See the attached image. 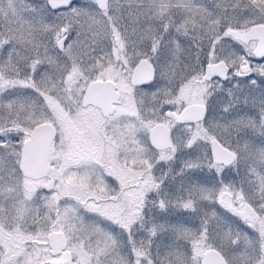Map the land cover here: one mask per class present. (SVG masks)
<instances>
[{
    "label": "rangeland",
    "instance_id": "1",
    "mask_svg": "<svg viewBox=\"0 0 264 264\" xmlns=\"http://www.w3.org/2000/svg\"><path fill=\"white\" fill-rule=\"evenodd\" d=\"M25 1L4 0L5 34L12 35V46L9 44L5 49L1 67L4 80L8 84L19 83L20 88L0 87V130L16 127L20 123L33 128L48 118H53L51 121L56 119L58 123L63 98H67L66 94H79L82 85H86L85 80L77 82L76 78L67 83L66 74L58 78L59 72L75 59L80 60L102 50L108 56L105 60L113 63L119 55L117 48H111L115 45L128 47L127 53L122 50L124 61L133 59L136 63L147 58L155 67V82L146 89V93L159 99H170L184 74L182 81L191 74L202 72L201 67L208 62L206 59L210 58V53V60L229 61L234 56V46L239 44L226 37L227 30L246 31L254 25L264 24V0H113L114 8L109 7L107 16L113 20L114 34L105 25L108 17L104 15L89 16L75 23L70 19L59 21L48 14L39 13L35 18L36 26L42 20L43 33L41 31L35 37L30 34L31 23ZM130 2L129 8H124ZM243 4L246 6L243 7ZM61 29L72 30L68 33L71 39L63 55L53 50L60 40ZM112 35L115 37H110ZM8 42L4 38V48ZM238 62L235 58L229 64L234 66ZM255 98L259 100L258 105L263 107L264 93H258ZM46 101L51 110L44 114ZM150 118L157 122L151 115ZM208 122L207 119L205 124ZM57 125L59 127V123ZM211 125L223 135L232 128L247 125V120L238 112L226 110L220 121L212 119ZM189 134V131H185L179 137L169 156L174 159L190 157L184 151L196 140L189 139ZM125 135L119 133L116 137L122 141ZM203 145L196 143L193 150L197 151ZM258 146L257 143H248L244 145L245 149L241 147L240 152L247 155L248 163H257L264 158V149ZM200 151L197 157L203 161L205 153L203 149ZM147 154L151 156L150 150H147ZM19 156V148L9 145L0 148V228H6L0 230V241L3 242H0V247L3 250L14 239L19 242L24 235L28 236L35 220L32 212L44 209L45 214L40 217L45 225L44 236L39 244H44L45 250L33 256L36 264L44 255L48 258L50 250L44 237L52 230L51 225L64 234L72 254V260L66 264H202L205 253L210 249L219 250L228 264H264L261 260L264 242L252 236L251 229L221 223L218 224L220 227L213 228L209 233L203 228L193 230L197 219L188 211V198L203 195L206 188L205 176L201 173L188 176V162L180 167L177 162L169 163L168 173L172 181L161 189L162 217L154 214V224H149L146 232L134 231L131 235L123 230L116 234L93 221V215L85 216L72 209L67 202H62L63 198L58 199L59 178L55 191L51 193L44 188L47 180L23 177L18 170ZM251 168L248 165L241 167L243 173ZM55 170H59V165ZM13 183L16 184L14 190ZM6 199L21 202V206L4 202ZM56 201L62 202L60 218L52 212ZM22 215L25 217L22 218ZM35 215L40 216V213ZM159 218L160 222L157 223ZM3 258L0 255V264ZM31 261L26 264H32Z\"/></svg>",
    "mask_w": 264,
    "mask_h": 264
},
{
    "label": "flooded vegetation",
    "instance_id": "2",
    "mask_svg": "<svg viewBox=\"0 0 264 264\" xmlns=\"http://www.w3.org/2000/svg\"><path fill=\"white\" fill-rule=\"evenodd\" d=\"M112 1L107 0L106 9H101L96 0H74L68 7L53 9L49 5L50 0H26L27 17L31 23L30 34L36 37L37 33H43L42 20L36 26L35 18L39 13L48 14L47 16L59 21L63 18L70 19L75 23L89 16L104 15L108 17L105 25L107 28L112 27L113 20L107 16L109 7L114 6ZM130 5L131 2L124 8H129ZM3 12L4 0H0V87L5 85L20 88L19 83L8 84L4 80L1 67L5 49L9 44L12 46V35L5 34L7 31ZM229 30L226 31V37L239 44L234 46V56L231 59L236 58L239 62L233 66L229 64L231 59L210 60V53V58L206 59L208 62L201 67L202 72L191 74L182 81L184 74L170 99L163 100L146 93V89L155 80L151 85L132 84L134 69L141 59L136 63L133 59L124 61L123 51L127 53L128 47L115 45L111 48L118 49L116 62H107V54L98 50L94 52L95 55L75 59L59 72L58 78L66 74L67 83L72 82L73 78L77 82L85 80L87 83L79 94H66L67 98H63L59 128H56L57 134L50 154V164L59 165V170L51 169L54 175L51 179L55 186L59 178L60 196L66 202L73 201L75 206H70L72 209L85 216L93 215V221L96 220L97 224L106 226L116 234L121 230L131 235L134 231L146 232L149 224H154V214L161 218L160 211L164 212L163 208L160 209V193L164 185L172 181L168 173L169 163L177 162L180 167L188 162V176L201 173L205 176L206 188L203 195H191L188 198V211L197 219L193 230L203 228L209 233L213 228L220 227L221 223L237 224L251 229L252 236L264 242V158L257 163H248L247 155L240 152L241 147L245 149L244 145L248 143H257L260 149H264V106L258 105L259 100L255 98L258 93H264V58L258 59L255 56L257 41L243 44L228 36ZM110 31L114 34L113 27ZM70 32L67 29L60 31V40L64 38L63 46L59 47V40L53 48L58 54L62 53L60 55L64 54L71 39L68 34ZM4 38L9 41L5 48ZM221 61L228 68L226 79L213 77L201 83L206 66ZM94 81H111L115 84L119 100L114 105L112 114L106 116L98 108L83 105L86 88ZM192 104L205 107L203 120L180 123L168 116V113L178 116ZM49 106L46 101L43 105L44 114L51 110ZM226 110L240 113L247 120V125L232 128V131L223 135L220 130H214L211 120L220 121ZM150 115L157 122L149 119ZM207 119L209 122L205 124ZM159 124L169 126L171 148L157 150L151 145L150 131ZM32 129L20 123L16 127L0 130V146L9 145L19 148L21 152ZM185 131H189V139L194 138L199 145L204 143V147L195 151L193 148L196 143L192 142L190 148L184 151L190 157L174 159L169 155L175 148V142H178ZM119 133L126 134L122 141L116 137ZM212 141L218 142L233 155L229 164L215 160ZM185 148L187 147L183 149ZM200 149L205 153L203 161L197 157L202 152ZM147 150H150L151 156L147 154ZM247 165L252 168L243 173L241 167ZM249 171L251 172L248 173ZM66 247L68 250L67 244ZM55 258L57 257H52L49 262ZM261 260L264 262V251Z\"/></svg>",
    "mask_w": 264,
    "mask_h": 264
},
{
    "label": "water",
    "instance_id": "3",
    "mask_svg": "<svg viewBox=\"0 0 264 264\" xmlns=\"http://www.w3.org/2000/svg\"><path fill=\"white\" fill-rule=\"evenodd\" d=\"M101 9L107 8V0H96ZM74 0H50L49 5L53 9H59L70 6ZM227 35L239 40L243 44L251 41H257L255 56L258 59L264 58V25H254L244 32L229 30ZM64 38L59 42L62 48ZM228 68L224 62H217L206 66L205 75L200 80L204 83L213 77H219L225 80ZM155 80V68L147 60L139 61L134 69L132 84L136 86L150 85ZM119 94L115 89V84L111 81L92 82L86 89L83 105H93L99 108L104 115L112 114L118 103ZM177 120V122H196L205 117V107L198 104L188 106L180 115L168 113ZM56 135V129L51 123H42L37 125L31 132V135L23 145L19 169L26 178L42 179L46 178L50 171L51 144ZM149 140L151 145L157 150L171 148L170 129L168 125H156L150 132ZM213 155L216 161L229 164L233 155L222 148L216 141H212ZM53 181L49 180L46 189L51 190ZM48 242L53 256L61 255L59 259L52 260L51 264H66L71 261V253L66 248L65 238L62 233L51 231L48 235ZM202 264H227L223 256L216 250L211 249L206 252Z\"/></svg>",
    "mask_w": 264,
    "mask_h": 264
},
{
    "label": "trees",
    "instance_id": "4",
    "mask_svg": "<svg viewBox=\"0 0 264 264\" xmlns=\"http://www.w3.org/2000/svg\"><path fill=\"white\" fill-rule=\"evenodd\" d=\"M242 6L245 7L246 4H243ZM111 25H112V23H111ZM109 29L112 30V27H109ZM112 37H113V35H112ZM115 42L117 43V41H115ZM83 89H84V85H83ZM51 119H53V118H48L47 120L51 121ZM54 121H55V119H54ZM54 121H52V122L55 123L56 121L55 122ZM53 166L56 167L55 165H53ZM56 180H57V178H56ZM12 187L14 190L16 188V184L13 183ZM54 191H55V189H54ZM43 192H45V191H43ZM53 192H51V193H53ZM56 194L59 195V196H57L58 199L61 198L58 190L56 191ZM4 202H8L13 206H21V202L18 203L14 199H6ZM62 202H66V201L63 200ZM62 202L57 203V201H56L54 204L55 207H53L54 210H52V212L55 213L56 216L58 215L59 218H60L61 213H63V207L61 205ZM67 203L70 206H75L73 204V201H68ZM60 208H61V210H60ZM40 209L42 210L43 208H40ZM45 211L46 210L43 209V211L37 210V212H32L33 219L35 218V220H33V224L29 228L30 232H29L28 236L24 235L19 240V242H17L14 239L13 242L10 245H8V247H6L4 250L2 247H0V255L4 257L2 259L3 261H1V264H26L31 260H32L31 261L32 264H36L33 256L36 253H38L40 250H42V251L45 250L44 244L42 246L39 244V242L41 243V241L43 240V236H44L43 228L45 227L43 222L40 220V217H42L45 214ZM56 212H57V214H56ZM15 213L17 214V218H18V213L16 211H15ZM37 213H40V216L35 215ZM22 216H23L22 218L25 217L24 215H22ZM55 225H57V224H55ZM52 227H53V225H51L52 230H56L55 226L53 228ZM2 229L3 228H0L1 231H2ZM5 229L6 228L4 227L3 230H5ZM7 230H9V229H7ZM0 242L3 243L2 241H0ZM44 242L46 243V246L50 250V248L48 246L47 236L44 237ZM42 251H40V252H42ZM47 256H48V258H46L44 255L42 260L40 261V263H39V260H37L38 264H49L48 260L51 259L50 251L47 254Z\"/></svg>",
    "mask_w": 264,
    "mask_h": 264
}]
</instances>
